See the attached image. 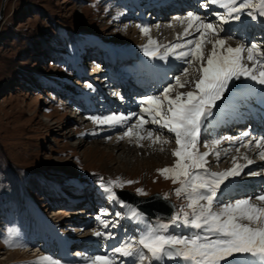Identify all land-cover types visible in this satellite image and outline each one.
Returning a JSON list of instances; mask_svg holds the SVG:
<instances>
[{
	"label": "rangeland",
	"instance_id": "rangeland-1",
	"mask_svg": "<svg viewBox=\"0 0 264 264\" xmlns=\"http://www.w3.org/2000/svg\"><path fill=\"white\" fill-rule=\"evenodd\" d=\"M162 1L167 0H140V3L131 0H7L0 21V264H34L35 261L31 259L42 256L58 259L62 256V248L59 243L57 245V236L61 235L80 241L95 231H105L112 232L117 241L119 234L121 236L128 231L130 237L134 238L133 231L138 224L127 218L119 201L110 202L107 199V193L100 187V178L105 182L117 177L121 178V182H135L114 188L115 192L126 190L140 197H163L167 193L168 200L176 209L185 203L174 194L173 190L178 185H173L170 179H164L157 172V169L172 166L171 159L167 156L163 158L165 161L154 158L147 166L143 164L147 155L144 157L138 153L137 156H130L127 164L122 161V153L110 147L111 139L120 137L125 128L95 125L88 119L93 115L120 112L126 115L128 111L139 113L137 101L141 97L158 93L163 86L172 82L174 75L180 74L185 65L170 60L163 69L157 68L162 73L151 83L149 92L131 91L118 103L109 100L107 105L103 104L106 96L115 98L124 92V85L120 83L128 78L124 63L131 61L129 70L156 69L143 65V56L138 49L139 38L131 47L138 50L129 59L126 51L117 44L123 39L121 26L127 28V24L131 25L128 39L133 29H138L137 24L155 28L156 23L152 18L157 13L153 16L147 13L155 5H162ZM185 1L175 0L174 7L171 4L166 7L162 5L166 16L164 27L170 24L178 27L176 18L187 15H173L175 10L181 7L189 10L195 8L190 1ZM141 3L143 6L139 8ZM167 7L168 11L165 10ZM204 11L198 5L197 12L202 17L207 15L209 21L217 22L212 13L221 11L219 8H214L210 13L207 11L206 15ZM247 18L249 20L243 21L241 18L242 22L237 23L240 27L244 25V42H257L264 47V19L259 20L262 22H252L250 17ZM145 19H148L147 24ZM228 26L223 27L231 30ZM240 27L224 38L231 36V41L240 42L243 29ZM171 35L172 32L167 30L164 42ZM137 36L140 37L139 30ZM109 48L115 50L113 56H110ZM120 59L127 62L118 61ZM241 94V90L236 91L232 99L240 100L241 107L236 111L239 112L238 118L244 119L242 126L246 128L248 121L253 122V116L261 118L258 111L261 108L256 105L252 112L253 107L239 98ZM249 95L259 98L263 93L259 95L252 88L244 96ZM128 123H135V117ZM236 126L238 124L234 123L229 129H224L222 137L232 131L233 135ZM244 131L256 135L252 128ZM164 135L163 138H167V133L164 132ZM210 135L202 136V141L215 138ZM201 149L205 150V147L201 146ZM250 151L246 152L249 158L254 162L260 159L253 153L249 155ZM214 163L210 162L208 167L215 172H220L217 168L227 166L224 162ZM248 172L235 178V183L224 191L231 195L229 199H222L223 203L230 198L235 200L260 191L262 182L248 183ZM138 188L147 195H138ZM252 203L261 205L257 200ZM101 210L108 213L101 219L117 221L115 227L102 228L97 219ZM117 212L121 213L119 218L116 217ZM171 231L186 234L188 230L181 227L172 228ZM6 236L10 238L9 245L4 242ZM115 239L111 240L116 246ZM35 241L44 242L35 248ZM79 249L77 245L69 248L68 255L72 254L77 259ZM60 261L64 264L63 259Z\"/></svg>",
	"mask_w": 264,
	"mask_h": 264
},
{
	"label": "snow or ice",
	"instance_id": "snow-or-ice-1",
	"mask_svg": "<svg viewBox=\"0 0 264 264\" xmlns=\"http://www.w3.org/2000/svg\"><path fill=\"white\" fill-rule=\"evenodd\" d=\"M210 5L221 10L212 13L216 23L193 12L176 18L181 24L186 22L183 33L177 36V40L181 41L178 43L160 45L151 38L147 25L137 24L141 34L148 37L147 43L142 45L145 56L161 61L171 58L185 66L158 94L139 99V113L88 117L95 125L124 126L125 130L119 138L127 137L130 141L135 138L138 147H143L139 143L141 140H151L154 144L169 143L163 138L164 130L174 136L176 147L171 152L174 163L157 169V172L164 179H170L173 185H178L173 190L174 194L185 203L178 209L173 205L174 211L167 220L157 216L155 222L147 220L139 209H129L131 214L127 218L140 225L138 236L121 241L119 246L105 254L83 256L77 253L84 264H118V257L125 258L119 264H125L126 260L130 264H167L170 261H180L181 264H264V206H261L264 205V180L260 191L251 196L230 199L227 203L221 200L224 191L235 183V178L244 174L245 168L254 160L244 155L241 158L247 163L240 164L233 157L232 168L211 171L208 157L221 140L202 141L217 102L223 99L230 85L243 79L264 86V47L257 42L245 43L243 40L232 47L220 35L225 31L224 25L239 22L242 16L250 17L252 21L264 18V0H203L200 7ZM207 45H211L210 50ZM183 88L189 90H178ZM133 117L135 123L129 124ZM146 125L156 126L155 132L148 128L147 135H142ZM248 136L249 133L244 132L241 137L231 139L236 142ZM209 144L213 148L200 150L201 146L207 148ZM241 146H254L260 160L264 161V135L253 137ZM236 150L239 151V148ZM215 154L219 157L218 152ZM246 174L264 177V167ZM132 183L135 182H121L120 177L107 182L100 178V187L107 193L110 202L119 201L114 188ZM136 192L141 196L147 195L143 189L138 188ZM162 199L167 201L168 194L165 193ZM253 200L260 201L261 205L252 203ZM119 203L125 207L123 201ZM107 215L105 210H101L97 217L100 225L104 229L110 225L115 227L117 221L101 219ZM120 216L121 213L117 212L116 217ZM181 227L188 230L186 234L171 231ZM94 236L104 240L115 239L112 232L95 231ZM4 242L11 244L7 236ZM34 264H61V261L42 256Z\"/></svg>",
	"mask_w": 264,
	"mask_h": 264
},
{
	"label": "bare ground",
	"instance_id": "bare-ground-1",
	"mask_svg": "<svg viewBox=\"0 0 264 264\" xmlns=\"http://www.w3.org/2000/svg\"><path fill=\"white\" fill-rule=\"evenodd\" d=\"M131 1L133 3H140V0H131ZM187 1L188 0H186L185 3ZM201 1L203 2V0H201ZM194 2H196V1L194 0ZM144 3H145V1H144ZM155 4H157V3H155ZM174 4L175 3H173L172 4L173 6H171V7H174L175 6ZM142 6L143 5L141 3V4H139L138 7L141 8ZM150 6L151 5L146 7V10ZM153 8L154 9L157 8V9L161 10V12L157 13V16L152 18L153 22H155L156 24H155V28H150V36H151V38L154 39V40H157L160 45H168L169 43L181 42V41H178L177 38L175 39V37L178 36V34L183 33L184 27H186V23L182 24L181 27H180L179 25L181 23H179V21L177 20L178 27L175 26V24L174 25L171 24L172 25L171 27H167L166 28V26L165 27L163 26L164 25L163 22L166 20L165 13H163L164 7L162 5H155ZM214 8H217V7L210 5L209 8H204L203 10L212 11V10H214ZM167 9H168V7L165 8L166 11L169 10V9L168 10ZM213 17H214V15H213ZM242 19L243 20H249V18H247L246 16H243ZM147 20L148 19L144 20L145 24H147V22H146ZM257 21H259V20H257ZM259 22H262V21H259ZM156 25H158V26H156ZM228 25H229L228 27L230 29H232V27H234L235 24L234 23H232V24L230 23ZM126 26H127V28H123L124 26H121L120 32L123 35V37H122L123 39L119 40V43L117 44V46L122 48V49H124V51H126L125 54L127 55L128 59L130 57L134 56L135 52H137V50L139 49L140 53L143 56V58H141V59H143L142 62H143V65L145 67L150 65L152 67H155L156 69L157 68H162L163 69L165 67V63H168L170 60H173V59L170 58L169 61H161L159 59H152V58H149V57L145 56L144 52L142 50V45L147 43L148 37L142 35L141 32H140V37H138L137 35H138V30L139 29L135 28V29H133V32H132L133 34H132L131 38L128 39V35H129L128 28L131 25L127 24ZM167 30L171 31L172 35H171V37H170V39L168 41L164 42L163 37H164V34L166 33ZM225 31H227V30L225 29ZM137 38H139V40H138L139 41V43H138L139 44V46H138L139 48L137 50H136V48L132 49L133 48L132 44H133V42L136 43ZM172 38H174L173 41H171ZM186 38L187 39H191L192 37H186ZM226 43L229 46L236 47L239 42L234 41V40L231 41L230 39H226ZM207 48L210 50L211 45H207ZM163 50L164 49L161 48V52H163ZM109 53H110V56H113L114 53H115V50L114 49L112 50V48H109ZM157 63H158V65H157ZM153 81H155V78L153 79ZM252 88H254V90L256 92H258L259 95H260L261 92L263 93V95L261 97H259V98H257L256 95H249V97H245L244 95L247 94L250 90H252ZM262 89H264V86L263 87H255L254 84L248 83V82L245 83L243 81V79H241L240 81H236L233 85H230L229 91L225 93V96L223 97V99L221 101H218L217 107H216V110H215L216 111L215 115L209 119L210 123L208 124L207 128L205 129L206 131H204V132H205V134H207V133L211 134L210 136L211 137L212 136L215 137L214 139H220L221 140V144L219 146H216L214 148L213 154L208 157L209 163L210 162H213V163L214 162L215 163L224 162L223 163L224 165L227 164V166H225L224 168H217V169H220V172L224 171L226 169H230V168L233 167V163H234L233 157L237 158L236 161H235L236 163L246 164V161L244 159H242L241 157L246 155V152L248 150H251L249 152V155L251 153H253L254 155H257V151L258 150L255 149L254 146L251 147V148H244V147L241 146V143H246L248 140H252L253 137H259V136L264 135V107L262 109V105L264 106V91H262ZM178 90L179 91H187L189 89L188 88H183V89H178ZM240 90H241L242 94L240 95L239 98H241V101L243 103H245V101H246L247 105H249L250 107H253L252 112H254V107L256 105H257V107L261 108V109L258 108V111L260 113L261 118H258L256 116L252 117V119L254 120L253 122H251L254 125L252 127V130L256 131V135H252V134H250L247 131L249 133L248 137H242V140L233 142L231 138L241 137L242 133H244L246 131H242V130H239L237 128L236 130H234L235 133L233 135H232L233 131H232L231 134H229V135L227 134L226 135V136H230V137H226V136L222 137L223 136L222 134H224V133H221V132L224 129H228L234 123H236V124L240 123L241 125L244 124V119H242V118L239 119L238 118V113L239 112L236 111L237 108L241 107L240 100L239 99H237V100L236 99H232V97H233L232 95H234L236 91H240ZM153 94H158V93H153ZM150 95H152V94H150ZM122 108L123 107H121V109ZM120 113H122V112H120ZM129 113H131V112L128 111L126 113V115H128ZM247 117H248V115H247ZM247 117L245 119H248ZM129 124H131V123H129ZM123 128H125V127L123 126ZM148 128H151L154 131L156 126L146 125V129L143 130L141 132V134L146 136ZM164 132L167 133L166 130H164ZM218 135L220 136V138H216ZM169 138H170V140H169ZM221 138H223V139H221ZM225 138H227V139H225ZM166 139H168L170 141L167 144H161V143H155L154 144V143H152L151 140H141L139 143L141 145H143V147H138L135 138H132V140L130 141L129 138H127V137H125L124 139H120L119 136H117L116 138L111 139L110 147H111V149L113 151L120 152V154L122 153V155L124 156L122 158L123 159L122 161L126 162V163L129 161V157L130 156H133V155L137 156L138 153H140L144 157L147 155L146 159L143 158L144 159V163L143 164L147 165V166L151 165V163H152L151 160H153L154 158H158L159 160L165 161V160H163L164 156H167V158L171 159L172 162L174 163L175 158L171 155L172 150L176 147L175 142H174V136H171L170 134H167V138ZM161 148H163L164 150L161 151L160 150ZM211 148H213V146L210 144L207 148H205V150L201 149V151H208ZM237 148H239V151L236 150ZM217 152L219 153V157H217V155L215 154ZM228 160H230V161L228 162ZM262 167H264V163L262 161H260V159H258V160H256L253 163V165H249L247 168H245L244 172H248V171H250V169L260 170ZM262 180H264V178L261 177V176H252V177L250 176L249 178L247 177V182L248 183H252V184H254L255 182L256 183L262 182ZM241 187L243 188L242 185H241ZM230 195H231V193L228 192V191L224 193V197H228ZM222 197H221V200L225 199V198H222ZM148 200L150 201V205L159 204L160 203L154 197H150V198H148ZM143 202H144L145 205H149V204L145 203V201H143ZM222 202H223V200H222ZM262 206H264V205H262ZM129 209H131V207H129L127 205L124 207V211H125V214H127V216H129L131 214ZM138 226L140 227V225H138ZM138 226H137V229L133 231V232H135L134 237H137L138 234H139L140 229L138 228ZM58 238H59V240L57 242L61 245V248H62V252H61L62 256L58 257V259L59 260L63 259L68 264H84V260H83L82 257H77V259H74L72 257V254L68 255L69 248H72L73 246H76V245L80 246V249L78 250V253L83 254V256H89V255H95V254H105L106 252L110 251L113 247H115V245L112 242V240H104L102 238H97V237L94 236V234L91 235L90 237L88 236V238L84 237V239H80V241H77V240H74V239H71V238L67 239L65 236H62V235L58 236ZM62 244H63V247H62ZM43 248H46V247H43ZM37 259H34V260L31 259V260L32 261H36ZM124 260H125V258H124ZM118 261H119V259H118Z\"/></svg>",
	"mask_w": 264,
	"mask_h": 264
},
{
	"label": "water",
	"instance_id": "water-1",
	"mask_svg": "<svg viewBox=\"0 0 264 264\" xmlns=\"http://www.w3.org/2000/svg\"><path fill=\"white\" fill-rule=\"evenodd\" d=\"M7 0H1L0 3V21L3 18V14H4V9H5V4H6ZM147 212V211H146ZM170 212V211H169ZM150 216L155 217L153 214L147 212Z\"/></svg>",
	"mask_w": 264,
	"mask_h": 264
}]
</instances>
